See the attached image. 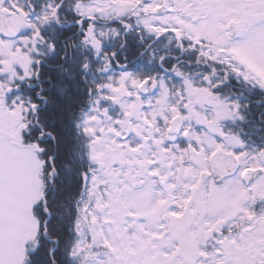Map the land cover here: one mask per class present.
<instances>
[{
    "label": "snow or ice",
    "instance_id": "obj_1",
    "mask_svg": "<svg viewBox=\"0 0 264 264\" xmlns=\"http://www.w3.org/2000/svg\"><path fill=\"white\" fill-rule=\"evenodd\" d=\"M0 264H264V0H0Z\"/></svg>",
    "mask_w": 264,
    "mask_h": 264
}]
</instances>
